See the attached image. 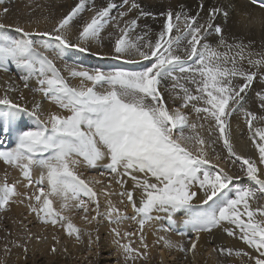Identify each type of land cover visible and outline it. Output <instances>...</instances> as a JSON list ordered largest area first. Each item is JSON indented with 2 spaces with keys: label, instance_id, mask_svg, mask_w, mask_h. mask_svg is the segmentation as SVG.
Segmentation results:
<instances>
[{
  "label": "snow or ice",
  "instance_id": "snow-or-ice-1",
  "mask_svg": "<svg viewBox=\"0 0 264 264\" xmlns=\"http://www.w3.org/2000/svg\"><path fill=\"white\" fill-rule=\"evenodd\" d=\"M8 3L0 72L18 80L0 82V213L24 205L45 229L78 244L87 235L89 250L99 240L89 226L106 220L124 264L161 243L194 257L205 235L222 264H264V49L227 34V0L162 10L72 0L59 15L11 24ZM81 54L112 63L85 66ZM96 169L99 178L86 175ZM159 221L165 232L182 225L188 240L150 246L146 229ZM128 222L134 231L121 230ZM24 231L22 242L5 238V257L18 247L27 258L28 242L44 238Z\"/></svg>",
  "mask_w": 264,
  "mask_h": 264
},
{
  "label": "bare ground",
  "instance_id": "bare-ground-1",
  "mask_svg": "<svg viewBox=\"0 0 264 264\" xmlns=\"http://www.w3.org/2000/svg\"><path fill=\"white\" fill-rule=\"evenodd\" d=\"M72 3V0H9L7 6L11 9V14L7 18L5 23L11 24L17 18L21 22L28 19L42 20L44 15H48L50 12L59 13L65 10L68 5ZM153 10H162L165 6L176 5L179 3L187 4L190 7L195 6V0H145ZM227 3L231 5L230 19L228 20L226 32L232 37L242 39L245 43L251 42L253 51H261L264 49V10L259 7H254L248 0H227ZM3 6V5H0ZM32 13L31 17L28 15ZM51 24L42 22L39 27H50ZM229 42H232L231 40ZM96 51V49H93ZM104 52L108 51V48L103 49ZM77 59L82 60L85 66L94 65H108L112 63L108 60H102L94 55L81 54L77 56ZM9 76L18 80V76L15 71L11 73L0 72V82L7 81ZM27 95V93H26ZM242 137H237V148L243 150L246 145L241 143ZM5 165L0 164V169ZM9 179L12 180L18 177V171L14 169H7ZM102 169L90 170L86 172L87 176H95L99 178V172ZM93 172V174L91 173ZM4 173V172H3ZM3 173L0 174L2 178ZM122 207V206H121ZM13 211L15 216L23 219V222L32 225L34 229L31 232L42 235L44 238L37 241L35 238L28 242V254L25 258L23 250L17 252H11L7 257L1 258L0 261H4L5 264H124V257L120 249L116 244L112 243V236L109 234L110 225L106 220H101L99 225H92L89 227L99 228V232H93V238L96 235L99 236V240L96 241L91 250L88 248V237L84 236L83 244H78L72 238H68L64 231L48 228L45 229L42 225H38L29 213L28 209L24 205H14ZM128 212L131 213V208H128ZM184 216V213H178L176 216L179 222ZM75 222L84 226L83 222L79 219V214L74 216ZM31 221V224L29 223ZM122 231H134V222H128L122 224ZM167 227L166 221H159L151 225L146 229L147 242L149 245H153V242L158 236H166L168 239L174 242L187 241L190 233H185L182 225L178 224L177 228L165 232L162 229ZM13 239L22 242L21 238L25 235L24 229L19 228L12 223ZM10 228V229H11ZM16 229V231H15ZM2 232L9 231L3 227ZM60 237V243L56 244L57 251L53 253L51 248L55 241L52 239L53 235ZM21 236L17 238V236ZM227 240V238H225ZM228 243H233L231 240H227ZM138 241L134 246H138ZM214 243L210 242L208 236H203L198 243V249L194 257L189 255L187 259L183 258V254L175 249H169L161 243L150 247L149 258L147 260L140 259L135 264H161V258H163V264H222L220 258L216 253L212 251ZM67 248V252L63 251Z\"/></svg>",
  "mask_w": 264,
  "mask_h": 264
},
{
  "label": "rangeland",
  "instance_id": "rangeland-1",
  "mask_svg": "<svg viewBox=\"0 0 264 264\" xmlns=\"http://www.w3.org/2000/svg\"><path fill=\"white\" fill-rule=\"evenodd\" d=\"M4 171H5V166L2 169H0V174L3 173ZM91 173L93 174V172H91ZM10 215H15L13 208H11L6 213H0V259L5 257L4 256L5 238L9 241L14 240L13 236H12L14 229L12 230V228H11L12 223L17 225L21 229H24V225H27V227L29 228L30 231L32 229H34L32 225H29V224L23 222V219L15 217V216H10ZM3 227L8 229L9 231H6L3 233L1 230ZM15 231H16V229H15ZM8 233H11V235H8ZM20 237H21L20 235L17 236V238H20ZM61 239H62V236L60 235L59 240H61ZM21 250H22L21 248L13 247L11 249V252H17L18 253V251L21 252Z\"/></svg>",
  "mask_w": 264,
  "mask_h": 264
}]
</instances>
